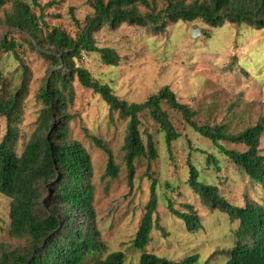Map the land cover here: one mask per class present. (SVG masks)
Here are the masks:
<instances>
[{"label": "rangeland", "instance_id": "374dc122", "mask_svg": "<svg viewBox=\"0 0 264 264\" xmlns=\"http://www.w3.org/2000/svg\"><path fill=\"white\" fill-rule=\"evenodd\" d=\"M149 1V8L139 6L145 16H165L169 1L177 7L209 2ZM18 2L29 4L40 24L45 21L49 27H60L72 37L78 32L74 19L84 23L94 10L92 0H6L0 12V39L13 40L17 46L14 50L0 51V96L3 88L11 91L18 87L24 68L29 69V92L14 121L18 134L16 153L20 156L40 124L44 107L37 95L51 63L33 48L27 34L10 29L5 23ZM165 21L166 27L159 33L150 27L126 23L117 29L104 25L94 34L96 45L99 49L115 50L120 57L119 65H105L98 53H83L76 64L130 104L143 103L169 86L180 103L197 112L195 120L201 125L225 124L229 132L238 133L259 122L264 123V30L229 22L212 27L202 19L173 23L165 18ZM73 88L74 102L68 108L71 116L68 140L81 143L91 157L97 226L107 248L98 259H87L84 264H97L114 251L125 253L126 264L139 263L142 252L134 249L132 241L149 201L150 176L158 180L157 215L163 230L153 232L147 252L175 261L199 254L198 264H223L227 251L237 243L238 223L231 222L227 215L212 209L191 192L186 184L188 161L199 170L200 182L216 185L220 194L235 206H244L247 199L264 205V190L250 181L212 142L186 125L181 114L166 103L163 109L181 137L169 149L158 125L149 115H142L140 130L144 144L147 145L148 134H151L158 158L151 162L147 158L136 160L135 181L131 188L125 161L127 121L118 113H111L101 96L83 87L77 78ZM1 130L0 141L7 130L4 118ZM93 137L102 140L111 150L119 167L117 177L106 176L108 155L94 144ZM222 145L238 152L246 150L242 144ZM259 149L264 156V133ZM204 152L217 158L220 171L213 164L207 165ZM46 191H43L45 197ZM167 198H171L181 212H186L185 204L193 205L201 218L202 229L191 234L183 221L169 213ZM10 203L8 197L0 194V247L14 249L21 242L9 235Z\"/></svg>", "mask_w": 264, "mask_h": 264}, {"label": "trees", "instance_id": "16d2710c", "mask_svg": "<svg viewBox=\"0 0 264 264\" xmlns=\"http://www.w3.org/2000/svg\"><path fill=\"white\" fill-rule=\"evenodd\" d=\"M5 3L6 0H0V12ZM91 5L94 13L86 17L84 23L74 19L78 29L75 37L60 27H49L45 21L40 24L30 5L21 2L16 3L14 12L5 20L10 29L30 37V44L51 63V67L37 95L44 107L39 127L20 156L16 153L18 134L14 121L29 92V69L24 68L18 87L11 91L3 88L0 96V136L2 119L7 122L6 133L0 141V194L11 200L9 235L21 242L14 249L0 247V264H84L87 259H98L107 250L97 226L91 157L81 143L68 140V121L71 119L68 108L74 102L76 78L83 87L100 95L111 113H118L127 121L125 161L131 188L135 181L136 160L147 158L151 162L158 158L151 134H148L147 145L144 144L140 130L142 115H149L158 125L169 149L181 137L163 109V103H166L171 110L181 114L186 125L212 142L250 181L264 190V156L259 149L263 122L238 133L229 132L225 124L201 125L195 120L197 112L180 103L169 86L143 103L130 104L76 64L83 53H98L105 65H119L120 57L115 50L99 49L96 45L94 34L104 25L117 29L126 23L150 27L159 33L166 27L165 18L173 23L202 19L212 27L229 22L264 30V0H209L188 7H177L169 1L165 16L143 15L139 6L149 8V0H92ZM16 46L13 40L0 39V51L14 50ZM92 140L108 155L106 176L117 177L119 167L111 150L102 140L94 137ZM222 143L242 144L246 150H229ZM204 153L207 165L213 164L220 171L217 158ZM187 165L186 184L190 191L212 209L227 215L231 222L238 223L237 243L227 251L223 264H264V205L249 199L244 206L231 204L216 185L199 181L200 172L190 160ZM150 180L149 201L132 241L134 249L142 252L138 264H198L199 254L175 261L147 252L153 232L163 230L157 215L158 180L152 176ZM43 191L47 192L46 197ZM166 202L169 213L183 221L191 234L202 229L201 218L193 205L185 204L186 212H181L171 198ZM97 264H126V255L114 251Z\"/></svg>", "mask_w": 264, "mask_h": 264}]
</instances>
